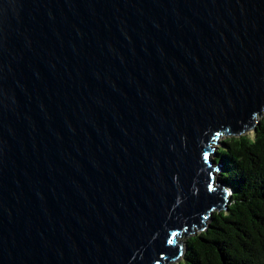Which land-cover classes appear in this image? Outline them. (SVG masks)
I'll return each instance as SVG.
<instances>
[{
    "label": "water",
    "instance_id": "water-1",
    "mask_svg": "<svg viewBox=\"0 0 264 264\" xmlns=\"http://www.w3.org/2000/svg\"><path fill=\"white\" fill-rule=\"evenodd\" d=\"M263 118L264 0H0V264L175 263Z\"/></svg>",
    "mask_w": 264,
    "mask_h": 264
},
{
    "label": "trees",
    "instance_id": "trees-1",
    "mask_svg": "<svg viewBox=\"0 0 264 264\" xmlns=\"http://www.w3.org/2000/svg\"><path fill=\"white\" fill-rule=\"evenodd\" d=\"M250 132L226 136L216 148L229 205L184 242L177 264H264V118Z\"/></svg>",
    "mask_w": 264,
    "mask_h": 264
},
{
    "label": "rangeland",
    "instance_id": "rangeland-1",
    "mask_svg": "<svg viewBox=\"0 0 264 264\" xmlns=\"http://www.w3.org/2000/svg\"><path fill=\"white\" fill-rule=\"evenodd\" d=\"M245 134L251 136L252 133H251V132H247V133H245ZM225 138H226V136H223L222 138H220V139L218 140V142H217V145H212V148L215 150L218 146H220V142H221L223 139H225ZM228 205H229V201H228ZM228 205H227V206H228ZM215 212H216V210H215ZM201 233H202V232H201ZM197 234H199V233H195V234H192V235H190V236L197 235ZM190 236H189V237H190ZM189 237H187L186 239H184L183 242H185ZM179 261H180V260L176 261V262L173 263V264H177Z\"/></svg>",
    "mask_w": 264,
    "mask_h": 264
},
{
    "label": "bare ground",
    "instance_id": "bare-ground-1",
    "mask_svg": "<svg viewBox=\"0 0 264 264\" xmlns=\"http://www.w3.org/2000/svg\"><path fill=\"white\" fill-rule=\"evenodd\" d=\"M227 191L229 192V195H231V191L226 187Z\"/></svg>",
    "mask_w": 264,
    "mask_h": 264
},
{
    "label": "snow or ice",
    "instance_id": "snow-or-ice-1",
    "mask_svg": "<svg viewBox=\"0 0 264 264\" xmlns=\"http://www.w3.org/2000/svg\"><path fill=\"white\" fill-rule=\"evenodd\" d=\"M171 243V241H169Z\"/></svg>",
    "mask_w": 264,
    "mask_h": 264
},
{
    "label": "clouds",
    "instance_id": "clouds-1",
    "mask_svg": "<svg viewBox=\"0 0 264 264\" xmlns=\"http://www.w3.org/2000/svg\"><path fill=\"white\" fill-rule=\"evenodd\" d=\"M214 145V144H213ZM219 147V146H218Z\"/></svg>",
    "mask_w": 264,
    "mask_h": 264
}]
</instances>
